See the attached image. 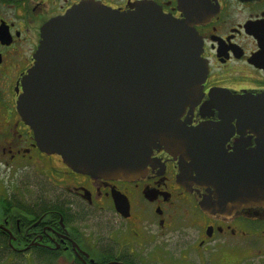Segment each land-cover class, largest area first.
<instances>
[{"label":"flooded vegetation","instance_id":"1","mask_svg":"<svg viewBox=\"0 0 264 264\" xmlns=\"http://www.w3.org/2000/svg\"><path fill=\"white\" fill-rule=\"evenodd\" d=\"M87 1L152 4L206 66L186 153L157 141L127 179L72 170L16 107L46 23ZM0 264H264V0H0Z\"/></svg>","mask_w":264,"mask_h":264},{"label":"water","instance_id":"2","mask_svg":"<svg viewBox=\"0 0 264 264\" xmlns=\"http://www.w3.org/2000/svg\"><path fill=\"white\" fill-rule=\"evenodd\" d=\"M41 37L16 107L43 151L76 172L125 179L143 171L157 141L186 153L182 137L193 130L179 113L196 101L206 69L185 24L152 4L117 11L87 1L46 23ZM233 187L235 200L252 198L242 174Z\"/></svg>","mask_w":264,"mask_h":264}]
</instances>
